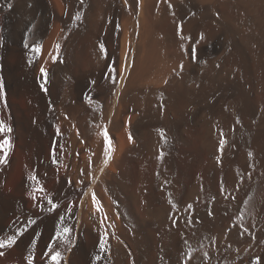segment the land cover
Masks as SVG:
<instances>
[{"label": "bare ground", "instance_id": "bare-ground-1", "mask_svg": "<svg viewBox=\"0 0 264 264\" xmlns=\"http://www.w3.org/2000/svg\"><path fill=\"white\" fill-rule=\"evenodd\" d=\"M0 121V264H264V0H0Z\"/></svg>", "mask_w": 264, "mask_h": 264}, {"label": "snow or ice", "instance_id": "snow-or-ice-1", "mask_svg": "<svg viewBox=\"0 0 264 264\" xmlns=\"http://www.w3.org/2000/svg\"><path fill=\"white\" fill-rule=\"evenodd\" d=\"M8 8H11L12 5L9 3L7 5ZM77 19H80L79 16L76 17ZM201 39H203V36H201ZM27 47V45H25ZM100 48H101V51L104 50V46L103 44L100 45ZM57 50H59V45H57ZM33 51L39 53L41 51V48L40 47H36L33 49ZM182 67V66H181ZM41 72H44V69H41ZM46 75V73H45ZM237 123H239V120H237ZM0 131H7V132H10L11 129L10 128H7L4 124H3V121H0ZM103 135L105 137V140L107 141L108 140V134H107V129L105 128L104 131H103ZM161 135L163 136V133L161 132ZM131 139V137H129ZM221 143L223 144L224 142L221 141ZM5 145H8V141L5 140L4 141V145H0V147L2 146H5ZM10 147V145H9ZM7 155V152H5V156ZM0 163H7V160L6 159H3V160H0ZM105 163H107L105 161ZM31 179H35V177H30ZM42 190V189H41ZM93 202L98 204V201H96L95 199V194L93 193ZM171 202V201H170ZM49 203H51V200H49ZM56 205L53 204V208H55ZM190 207V206H189ZM99 210V209H98ZM63 233L65 235H67L68 233H70V229L68 228H64L62 229ZM23 234V233H21ZM16 241H17V237L15 235L13 236H10L8 237L6 240H0V248H4V247H8V248H11L12 246H14L16 244ZM101 249L104 250L105 248V245L104 243H101L100 245ZM49 252H52V248H49ZM4 253L3 252H0V255H3ZM51 259L52 261L54 262V264H60V260H61V253L56 251L52 254L51 256ZM28 261H29V264H32V256H29L28 257Z\"/></svg>", "mask_w": 264, "mask_h": 264}]
</instances>
